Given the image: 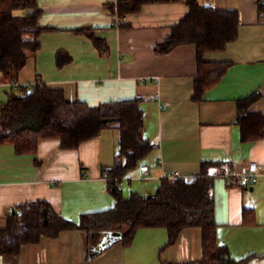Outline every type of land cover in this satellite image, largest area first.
Listing matches in <instances>:
<instances>
[{
    "label": "crops",
    "instance_id": "obj_1",
    "mask_svg": "<svg viewBox=\"0 0 264 264\" xmlns=\"http://www.w3.org/2000/svg\"><path fill=\"white\" fill-rule=\"evenodd\" d=\"M37 1L35 9L14 11L26 16L40 10L38 23L44 29L18 83L27 87L41 80L92 108L141 99L146 113L141 132L156 148L152 163L141 164L149 166L148 176L140 165L122 179L124 198L153 195L170 171L191 179L206 168L213 177L218 242L235 260L250 257L241 264H264V138L243 141L237 123L239 101L257 93L248 109L264 117V17L259 14L264 0H198L202 7L237 11L240 21L235 40L224 50L204 54L205 61L232 66L199 100L194 99L197 46L155 52L170 27L188 14L186 0L144 4L121 20L105 8L118 0ZM13 92L18 93L14 83L0 75V114ZM117 139V130L107 128L78 148L64 149L60 139L47 138L35 153L25 154L0 143V229L15 207L34 201L49 202L73 221L112 207L115 198L103 174L115 163ZM248 162L261 169L254 183L246 186L224 175ZM168 238L164 227L142 228L130 246L118 240L88 262L84 234L64 230L0 254V264H183L201 258L200 228L183 229L172 244Z\"/></svg>",
    "mask_w": 264,
    "mask_h": 264
},
{
    "label": "trees",
    "instance_id": "obj_2",
    "mask_svg": "<svg viewBox=\"0 0 264 264\" xmlns=\"http://www.w3.org/2000/svg\"><path fill=\"white\" fill-rule=\"evenodd\" d=\"M170 0H118L105 6L121 20L127 13L138 12L144 4ZM188 14L172 25L163 41L155 46L157 54H166L174 47L192 43L198 51V73L194 99L199 100L215 86L232 66L231 62H209L206 52L224 50L238 37L237 11L202 7L198 0H186ZM37 0H0V75L17 83L28 58L39 48L40 10L26 16L14 14L18 9H35ZM259 14L264 17V2L259 1ZM82 31V30H80ZM97 43V39L95 40ZM61 60V59H60ZM2 106L0 143L12 144L17 153H35L42 139L58 138L64 149L78 148L83 142L111 128L118 132V151L113 166L104 171L111 177L108 189L115 204L102 211L83 213L73 221L58 213L47 201H34L15 207L8 224L0 229V254L15 253L23 244L38 243L42 237H57L64 230H79L86 239L88 262L93 248L113 231H118L124 246H130L142 228L164 227L168 230L167 244L175 242L181 231L198 227L202 231V256L183 264H241L250 257L235 260L229 248L217 239L212 194L213 177L204 168L202 175L169 181L162 179L151 196L133 193L125 199L121 182L124 176L149 159L155 145L144 138L141 129L145 111L141 99L110 101L97 108L81 101H70L64 92L46 85L18 86ZM261 93L239 101L237 123L243 141L264 138V117L249 111V105ZM224 173V169H220ZM113 243L101 248L100 252ZM251 256V255H249Z\"/></svg>",
    "mask_w": 264,
    "mask_h": 264
},
{
    "label": "built area",
    "instance_id": "obj_3",
    "mask_svg": "<svg viewBox=\"0 0 264 264\" xmlns=\"http://www.w3.org/2000/svg\"><path fill=\"white\" fill-rule=\"evenodd\" d=\"M34 84L43 85L41 80L36 81V83ZM14 85H15L16 91L18 93H21L18 89V86L20 84L17 82V83H14ZM30 86H27V88L29 89ZM140 169L142 171H145L146 173L145 175L147 176L149 175V166L147 164L141 165ZM260 171H261L260 166L256 162H248L246 164L240 165L237 169L230 168L228 171L225 172L224 175L229 178L238 177L242 180V182L246 186H248L249 184H252L255 182L257 176L260 174ZM103 175L106 180L111 179V177L106 172ZM163 179H167L169 181H175L177 179H188V178L182 177L178 171H170L163 175Z\"/></svg>",
    "mask_w": 264,
    "mask_h": 264
},
{
    "label": "water",
    "instance_id": "obj_4",
    "mask_svg": "<svg viewBox=\"0 0 264 264\" xmlns=\"http://www.w3.org/2000/svg\"><path fill=\"white\" fill-rule=\"evenodd\" d=\"M121 237L120 232L118 231H113V232H109L101 241L100 245L98 247L93 248L91 254H90V259L95 258L96 256H98V254L100 253L101 248L108 246L109 244L113 243L114 241H116L117 239H119Z\"/></svg>",
    "mask_w": 264,
    "mask_h": 264
},
{
    "label": "rangeland",
    "instance_id": "obj_5",
    "mask_svg": "<svg viewBox=\"0 0 264 264\" xmlns=\"http://www.w3.org/2000/svg\"><path fill=\"white\" fill-rule=\"evenodd\" d=\"M147 161L152 163V158L147 159Z\"/></svg>",
    "mask_w": 264,
    "mask_h": 264
}]
</instances>
